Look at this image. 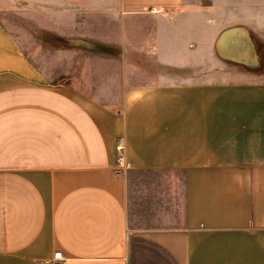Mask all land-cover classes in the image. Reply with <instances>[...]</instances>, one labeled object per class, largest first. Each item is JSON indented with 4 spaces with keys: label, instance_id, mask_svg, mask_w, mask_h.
I'll use <instances>...</instances> for the list:
<instances>
[{
    "label": "crops",
    "instance_id": "obj_1",
    "mask_svg": "<svg viewBox=\"0 0 264 264\" xmlns=\"http://www.w3.org/2000/svg\"><path fill=\"white\" fill-rule=\"evenodd\" d=\"M47 2L0 14V264H264V0Z\"/></svg>",
    "mask_w": 264,
    "mask_h": 264
},
{
    "label": "rangeland",
    "instance_id": "obj_2",
    "mask_svg": "<svg viewBox=\"0 0 264 264\" xmlns=\"http://www.w3.org/2000/svg\"><path fill=\"white\" fill-rule=\"evenodd\" d=\"M61 1H67V2L69 1V3H67L68 11H76L79 10V8L81 9V7L83 6L82 0H58V2ZM61 6H62L61 3H58L57 7H59V12ZM52 7L55 6L52 5ZM49 10H50V2H47V0H0V14L4 13V14H11L12 17L15 16L13 17L14 19H11L14 20L13 22L15 26L17 25L16 20L18 18L17 16H20L19 14L28 13L30 11H37L40 13L39 17L41 18L43 27H45L48 25L49 22ZM257 37L259 38V36ZM239 39L248 40L250 51H252L250 54V58H251L250 62L252 64L251 69L256 71L258 70V72L264 73V66L261 65L264 62V42L262 43L260 39L258 42H256L253 35L250 36V41L249 39L246 38V36H242ZM205 43L206 46L209 47V43L207 42ZM230 45L231 44H227L226 42L224 44L225 46L224 48H227L226 50H228ZM242 45L246 46L245 43H242ZM217 50L220 52L223 49L219 48ZM236 69H241V68H236ZM207 71H209L208 74H210V76L213 79L215 78L220 79L223 76H226L227 68L217 67L215 70H213L211 64H208V66H203V74H207Z\"/></svg>",
    "mask_w": 264,
    "mask_h": 264
},
{
    "label": "built area",
    "instance_id": "obj_3",
    "mask_svg": "<svg viewBox=\"0 0 264 264\" xmlns=\"http://www.w3.org/2000/svg\"><path fill=\"white\" fill-rule=\"evenodd\" d=\"M123 146L119 143L117 145V149L120 151L119 154L116 157V163L119 166V168H126L128 167V162L124 159L123 154L121 153ZM52 259L54 260V264H63V257L61 255L60 251L54 252Z\"/></svg>",
    "mask_w": 264,
    "mask_h": 264
}]
</instances>
